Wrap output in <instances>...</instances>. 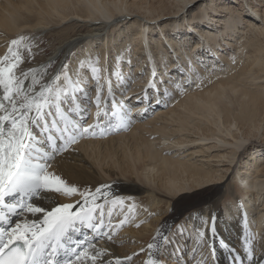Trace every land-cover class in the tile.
Returning a JSON list of instances; mask_svg holds the SVG:
<instances>
[{"label": "bare ground", "instance_id": "bare-ground-1", "mask_svg": "<svg viewBox=\"0 0 264 264\" xmlns=\"http://www.w3.org/2000/svg\"><path fill=\"white\" fill-rule=\"evenodd\" d=\"M204 1L200 7L203 8L206 4L210 9V16L206 20L195 19L199 9H194L190 14H184L182 5L190 3V0H0V53L6 51L8 37L26 35V46L37 49L34 53L37 56L30 63L21 64V68L43 71L51 64L55 70H59L61 64L67 60L70 61V67L75 69L78 64L74 57L71 59L68 55L75 49L93 47V44L99 41L101 43L100 50L95 51L92 58L93 60L98 58L100 66L107 69L102 73L103 77L106 79L111 76L114 85L120 82L124 84L129 76L126 70L128 64L135 63L132 83L139 85L136 89H141V92L149 91L150 88L151 91L147 93L154 98L151 102L153 104L156 103L157 99L155 98L157 97L156 89L149 87V85L154 81L157 88L161 89L162 79L165 80L166 76H173L174 83L172 86L175 87L170 86L173 88L171 95L173 103L167 107L163 106L166 100L162 101L160 103L162 106L156 108L157 114L152 124L148 127L144 124L138 125L140 126L138 130L134 133L131 131L124 139L129 138L131 144L134 142V150L136 151L134 158L136 160L141 162L143 159L142 163L143 165L146 164L147 167H160L161 172L166 176L165 182L161 184L163 188L169 192L183 191V189L189 188L184 182L190 178L195 179L192 182L196 185H203L211 181L213 179L212 171L205 168L198 169L196 166L193 167L192 163L189 164L185 160L164 154V149L155 147L156 141L170 140V136L176 131L193 129L199 134V140L212 139L217 136L220 139L219 142L233 145L234 149H231L229 153L221 152L216 155L218 158L227 159L236 155L235 152L241 146L242 140V137L238 139V135L232 132L230 126L233 125L238 130L246 127L247 130L242 131L241 136L243 133L252 134L249 131L262 129L261 135L264 137V84L258 83L264 79V27L255 23L254 20L249 22L258 10H264L261 9V0H252L256 7L251 8L245 14L244 22H238L225 15V8L223 7L218 5L213 7V0ZM237 2L239 0H232V4ZM225 4L230 7L227 5V0H225ZM124 15L128 16L119 19ZM171 16L178 18L172 19ZM186 18H188L186 21L195 20L194 23L197 26L189 27L190 30L184 35L177 33L176 30L173 31V36L159 32L161 43L152 34L150 36L147 34L143 39L140 36L135 38L122 31V28H118L123 22L136 21L133 27L141 31V26L138 27L137 23H141L144 19L149 20L150 24L153 22L154 25L166 27L175 26L173 25L175 22L183 21ZM183 23L184 21L180 25ZM64 30H67L66 38V34L63 33ZM192 31L198 32L199 36H195ZM54 32L57 34L54 35ZM45 34L50 36L49 40L40 46L39 42H43ZM59 34L62 35L57 38ZM162 37H165L166 40L163 41ZM117 38H120L121 41L135 42V44H132V52L128 49L124 52L118 50L116 57L110 60L111 56H108L113 54L117 46L120 45ZM146 38L147 44L145 45H148L150 49H148L147 55L139 56V54L134 53L135 48H143L144 44L140 45L139 43H142ZM52 41L55 43L49 44ZM47 44L48 46H46ZM43 49H52V51L43 54ZM229 49L232 52L230 55L227 54ZM243 55L246 58H243ZM158 57L162 59L159 61ZM142 74L145 77L141 80ZM195 74L198 76L197 86L196 88L191 85L189 87L188 80L191 81ZM117 76L120 77V81L117 80ZM147 78L150 80L149 84H145ZM157 78L160 80L156 81ZM255 80L258 81L254 82ZM250 82L255 86L247 89L246 83L250 84ZM114 90L116 92V88ZM129 92L131 91L125 90L123 94H116L117 100L123 99L124 94ZM141 94L132 95L140 97ZM93 95H95L94 92ZM134 99L131 109L137 113L136 115H139L143 108L150 105L147 98L142 104L139 101L134 102ZM126 104L128 105V103ZM95 111L93 106L92 113L94 114ZM173 123H176V127L171 128ZM209 124L215 125V128L218 129L215 130ZM220 124L226 131L220 129ZM219 131L225 132V135L223 134V136ZM228 135L232 137L234 142L226 138ZM120 138V136H116L104 141V144H107L104 151L101 150V144H99L102 141L81 142L85 148L84 156L70 147L67 154L57 158L54 170L69 185L77 186L80 190L72 199H75L80 195V192H85V190H87L86 194H94L95 189L101 187L105 197L100 198L97 194L96 203L107 205L112 217L116 215L114 218L111 217L112 221L115 219H120V221L129 219L130 221L133 216H137L135 222L139 220L146 222L147 215L150 214L146 213L156 212L159 205L165 202L163 195L134 181H130V183L116 182L114 181V174L111 175V172L114 173V171L110 167L99 169L87 159V157L92 156L91 152H94L95 158L101 163L102 159L104 160L113 149V142L120 141ZM176 142L182 144L184 140H177ZM91 144L93 146L89 147ZM137 166L125 167L124 170L126 171L121 170V172L130 175L136 174L137 178L144 175L150 181L147 173L139 172L140 167ZM249 166V162L246 161L241 172L237 174L238 180L243 185L242 188L233 190L231 188L232 183H227V179L225 181L226 190L208 187L199 194H205L206 197L199 198L198 201H193L187 205L167 199L166 203L171 204V207L169 210L162 211L163 213L160 212V223H158L159 219L154 222L152 220L136 231L139 235H135V237L144 251L138 264H147L148 260L156 257L157 250L149 249L148 244L152 243L151 238L156 232L166 234L164 224L169 216L170 221L179 218L181 225L187 222L185 234L191 238L189 245L191 247L193 244L197 246L199 252L201 250L197 245L195 229L199 228L202 231L207 229L210 237V229L213 224L212 217H215L216 236L211 241L215 257V260L214 257L212 258L213 264H232L229 251L221 241L229 245V248L242 251L246 237H251L254 241L257 258H259L261 246L264 245V204L262 207L258 206L259 210L255 214L252 205L259 199L264 189V179H259L260 175L258 174L252 177L242 175L241 173L248 174ZM256 167L264 168L260 164ZM143 169V167L140 168V170ZM219 173L218 175L214 174L220 176L222 172ZM203 179L206 180L203 181ZM183 180L184 182L181 183ZM105 185L108 187L104 188ZM223 194H225V200L228 203L221 200V197H224ZM56 198L57 195H51L40 203L50 208L58 205ZM254 221L255 225H253ZM130 226L133 227L134 224L131 223ZM155 228L156 231H154ZM87 231L83 230L76 238H83ZM129 234H131L130 231ZM179 239L181 246L183 244L182 237ZM97 247L109 251L108 259H111L113 264H115V258H120L124 253L119 249L114 250L106 238L98 240ZM169 261L171 262V260ZM181 264H183V260Z\"/></svg>", "mask_w": 264, "mask_h": 264}, {"label": "snow or ice", "instance_id": "snow-or-ice-1", "mask_svg": "<svg viewBox=\"0 0 264 264\" xmlns=\"http://www.w3.org/2000/svg\"><path fill=\"white\" fill-rule=\"evenodd\" d=\"M203 2L190 0L183 4L184 14L199 9L195 19H208L210 9L206 4L201 8ZM217 5L238 22H244L245 14L256 7L252 0H239L235 4L227 0L230 7L225 0H213V7ZM252 20L264 27V10H258L249 22ZM24 39L23 36L11 39L0 57V264H113L108 259L109 251L97 247L98 240L111 241L115 234V229L109 227L112 213L107 205L96 203L97 194L105 197L101 187L94 194H86L87 190L80 192L83 201L75 204L49 208L40 201L51 195L77 194L78 187L69 185L55 172L57 158L67 154L79 139L126 130L132 120L131 105L125 107L126 101L135 98L142 104L147 98L151 104L152 97L145 91L140 97L117 100L114 89L125 86L123 82L114 85L111 76L103 77L107 69L100 66L98 58L81 60L75 69L65 62L59 70L51 64L43 71L24 70L20 65L31 58L30 47L20 48ZM117 80L120 81L119 76ZM149 87L156 89L159 97L156 103L168 95L161 93L154 81ZM147 111L145 107L139 115ZM89 120L93 123H88ZM212 220L210 237L207 229H195L202 253L200 264H212L214 257L211 241L216 236L215 217ZM123 223L120 221L117 227ZM186 228L187 222L170 234L158 232L148 248L156 249L161 255L147 264H168L165 254L175 256L177 264H181L179 237L184 236ZM83 230H88L83 238H76ZM221 243L228 249L232 264H245V261L264 264V245L257 258L251 237L245 238L242 251ZM130 259L117 257L115 264H125ZM183 264L188 261L184 260Z\"/></svg>", "mask_w": 264, "mask_h": 264}, {"label": "rangeland", "instance_id": "rangeland-1", "mask_svg": "<svg viewBox=\"0 0 264 264\" xmlns=\"http://www.w3.org/2000/svg\"><path fill=\"white\" fill-rule=\"evenodd\" d=\"M188 14H190V13H188ZM127 16L128 15L121 16L119 19H123L124 17H127ZM171 18L176 19L178 17L174 18V16H171ZM187 19L188 18L183 20L184 23L182 25H180V23L183 22L181 20V21L175 22L173 24L175 26H166V27L154 25L153 22L150 24L149 20L144 19V20H142L141 23L140 22L137 23L139 25L138 27L141 26V31H138V29H134L133 24L136 21L123 22L120 24V26L118 28H122V31L127 32L128 34L134 36L135 38H137V36H140V38L143 39V37L145 38L147 36V34L149 36L152 34L153 36H155L156 40L157 41L159 40V42L161 43V41L159 39V35H158L159 32L166 33L167 35L170 34L171 36H173V31L176 30L177 33L184 35L186 32H188L190 30L189 27H193L192 25L196 24V23H194L195 20L186 21ZM162 20H164V19H162ZM59 30H61V29H59ZM151 31H152V33H151ZM27 32L29 33V31H27ZM63 33L66 34V36H65V38H66L67 37V30H64ZM192 33L195 36H199L198 32L192 31ZM55 34H57V33L54 32V35ZM61 35L62 34H59L57 36V38H59ZM20 36L21 35H17V37H12V36L8 37L7 43H9L11 41V39L18 38ZM23 37L25 38L27 36L24 35ZM49 37H50L49 35L45 34V36L43 38V42L42 41L39 42L40 46H43L44 43H46L49 40ZM162 38H163L162 39L163 41L166 40L165 37H162ZM51 39H54V38H51ZM117 39H118V42L120 43V45L117 46L116 51L113 54H110L108 56V57L111 56L110 60L116 57V53L118 50H120L121 52H124V51H126V49H128L129 51L132 52V49H131L132 44H135V42L121 41L120 38H117ZM26 40L27 39H24V42H22L20 45V48L22 50L25 47H30L28 45L26 46V44H25ZM54 43H55V41L49 42V44H54ZM160 43H158V44H160ZM139 44L140 45L144 44V47L143 48H138V47L135 48L134 53L139 54V56L147 55L148 49H150L148 45L147 46L145 45V44H147V38L142 43H139ZM93 45H94L93 46L94 48L93 47H84V48L75 49L72 51V53L70 55H68V57L71 59H72V57H74L77 64L81 60H87L88 58L93 59L92 56L94 55L95 51L100 50L99 47L101 46V43H99V41H96ZM46 46H48V44ZM227 48H230V47L227 46ZM237 48H239V46H237ZM30 49H31V58L25 60V62L23 64L30 63L31 61H33L35 59V56H37L36 54H34L35 50H37V49H34V47H30ZM230 49L227 52L228 55L232 54ZM47 50H44L43 54H45V53L47 54L50 51H52V49H47ZM5 52L6 51H3L2 53H0V57H3ZM233 52H236V51L233 50ZM106 53L109 54L108 51H106ZM39 55H41L40 52H39ZM233 55H235V54H233ZM244 55L246 56V54H244ZM244 55H243V58H246ZM161 59L162 58H159V61ZM65 62L70 64V61L66 60ZM65 62H63V63H65ZM220 63H222V61H220ZM223 64L226 66L225 63H223ZM108 65L110 66V64H108ZM134 65H135V63H129L128 67L126 69L127 72L129 73V76L127 77L126 81L124 82V86L126 87L127 91L130 90L131 92H129L126 95L124 94V98L125 97H134L132 94L138 95L139 93H142L141 96L144 94V91L141 92V89H136L139 85H134L132 83L134 80L132 77ZM20 67H21V65H20ZM143 77H145L144 74H142L140 79L142 80ZM166 77L167 78L165 80L162 79L161 83L159 82L160 86H161V89H159V91L161 93H163V92L168 93L167 96L163 97L162 101L166 100L165 103H163V106L169 107L173 103V101H172L173 99H172L171 95L173 93L172 89L175 86H172L174 83L173 76L172 77L166 76ZM197 78H198V76L195 74L191 81L188 80V83H187V84H189L188 86L189 87L193 86V88H196V86H197L196 82H198ZM129 80L131 81V83H128ZM158 80H160V79L157 78L156 81H158ZM257 81L258 80H255L254 82H257ZM149 83H150V80L147 78L145 84H149ZM258 83L264 84V79ZM135 84H137V83H135ZM161 84H164V85L162 86ZM170 86L173 88H171ZM254 86L255 85L251 82H250V84L246 83L247 89H251ZM125 87H116V94H123L125 91ZM129 88H131V89H129ZM148 90L149 91H147V92L149 93L151 90H150V88ZM155 98L158 99L159 97L157 96ZM116 99H118L117 96H116ZM152 99H154V98L152 97ZM132 100L133 99L127 100L126 103H128V105L125 104V107H127L129 105H133ZM137 101H138L137 99H134V102H137ZM159 106H162V105L160 103H155V104L151 103L147 107L148 108L147 113L144 115H136L137 113H135L131 109L132 120H131L130 126L126 130H121L118 132L110 131L103 136H100L99 134H97L95 137H84L82 139H79L76 144L70 146V147H73L74 149H76L78 152L81 153V155L84 156L85 155V148H84V145L81 144V142H84V141L94 142L93 140H99L98 142L102 141L99 144H101L100 145L101 150L104 151L105 145H107L106 143L104 144V141L109 140V139L116 137V136H120L121 140L113 142V144H114V146L112 147L113 149L110 151V153H108V155L106 156V158L104 160L102 159L101 163H99V160L97 161V158H95L94 152H91L92 156L87 157V159L91 163H94V165H96V167H98L99 169L101 167H110V169H112L114 171V173L111 172V175L114 174L113 175L114 179H115L114 181H116V182L118 181L119 183H130V181H134L137 184L144 185V186L148 187L150 190H153L157 193H160L164 197L163 201H165V202L161 203L162 205L161 204L159 205V208L157 209L156 212H147L146 213V214L150 213L147 215L148 219L146 222H144L143 220L142 221L139 220V221L135 222L137 216H133L130 219V221H129V219L123 220L124 223L121 226L117 227V225L120 223L119 222L120 219H118V220L115 219L114 221L111 220L109 227L115 229V234H114L113 239L111 241H108V240L107 241L112 244L114 250L119 249L120 251L124 252L123 255L120 256V258L122 260H124V258L131 257L130 260L125 261V264H138V263H140L141 258H142V254L144 251L140 246L141 244L137 242L135 235H139V234L136 231L142 225H145V223L147 225L152 220L154 222V221H157L159 219L158 223H160V221H161L160 212H162L164 210H169L171 207V204L169 205V203H166L167 199H170L171 201L172 200L177 201L178 203H180L182 205H187L188 203H192L193 201H196V200L198 201L199 198L206 197L205 194L204 195H199V194H200V192H202L204 189H206L208 187H212V189H216V190H218L219 188L226 190V185H225L226 182L225 181L227 179H228L227 183H229V184L232 183L231 188L233 190H236V188H242L243 185L238 180L237 174H238V172H241V170L245 166L246 161H248L249 165H250L249 166L250 168L248 169V174H243V173H241V174L244 176L249 175L251 177L258 174V175H260L259 179H264V168L259 169V167L258 168L256 167L259 164L261 165V167L264 166V139H263L264 137L261 135L262 129H260L259 131H257V130L256 131H254V130L249 131L252 134L243 133L241 136V132L247 130L246 127H244V128L242 127V128H240V130H238L237 127H235L233 125L230 126L229 128H231L232 132L235 133L236 135H238L237 136L238 139H240L242 137L241 138L242 140H241V146L235 152L236 155H234L231 158H227V159L218 158V156H216V155H218V153H221V152H223L225 154L229 153L231 151V149H234L233 145L224 144V143H221V141L219 142L220 139L217 138V136L215 138H212V139H205V140L200 139L199 140V134L194 132L193 129H187L184 131L174 132L175 134H172L170 136L171 137L170 140H164V141H159V142L156 141L155 147H158L159 149H161V148L164 149V154L171 156L172 158H179L180 160H185L189 164L192 163L193 167L196 166L198 169L199 168L210 169L212 171L213 179L211 181L206 182L203 185H196L194 182H192V181H195V179L190 178L186 182H184V180H183V181H181V183L184 182V184H186V186L189 188H185V189H183V191L181 190L179 192L178 191L169 192L168 190L163 188L161 184H163L165 182L166 176L163 175L160 167H158V168L157 167L156 168L147 167V165L145 164L147 162H145L144 163L145 165H143V163H142L143 159H141V162L136 160L134 158V156H136V151L134 150V142H133V144H131V140L129 138L124 139V137L126 135H129V133L131 131H132V133H134V131H137L138 127H140L138 125L144 124L147 127L150 126L152 124V121L154 120V117H156V114H157L156 108ZM92 121L93 120H89L88 123H93ZM113 123H115L114 120H113ZM175 124L176 123H173L171 128L176 127ZM209 125L213 126V128L215 130L218 129L217 127L215 128V125H213V124H209ZM220 129L221 130L223 129L224 131H226V129H224V127H222V125L220 126ZM219 133L222 135L223 134L225 135V132L219 131ZM135 134L137 135L136 132H135ZM226 138L229 139V141L234 142V140L232 139L231 136L228 135V136H226ZM177 140H184V142L182 144H178L176 142ZM164 142H166V143H164ZM91 146H93V144H91L89 147H91ZM106 147H108V146H106ZM101 154H104V153H101ZM101 154H98V155H101ZM131 156H133V158H130ZM139 163L142 164V166H140ZM131 165L132 166L138 165L137 167H140V168L143 167L144 168L143 170H140V168H139V172L143 171V172L147 173V176L149 177L150 181L147 180V178H145L144 175H140L139 178H137L136 174L130 175L129 173L121 172V170H124L125 167L131 166ZM217 169H218V171L216 172ZM124 171H126V170H124ZM220 171L222 172V174L220 176H217L218 174H220L219 173ZM116 173H117V175H116ZM214 173H216L217 175H215ZM205 180L206 179H203V181H205ZM224 195L225 194H223V196ZM74 196H70V197L57 196L56 202H57V204H64V203L75 204L76 201H78V200L81 202L83 201V197L81 195L77 196L75 199H72V197H74ZM225 198H226V196L221 197V200L228 203L227 200H225ZM262 204H264V189L262 190L259 199L256 200V203H254L252 205V209L254 210V214L256 213L257 210H259L258 206H261V207L263 206ZM115 216L116 215H114L112 218H114ZM105 219H106V223H107L108 218L106 217ZM170 219L171 218L169 216L165 220L164 226L166 229L165 230L166 234H170V232L176 231L177 227L181 225V221L179 218L178 219L174 218V220H171V221H170ZM131 223L134 224L133 227L130 226ZM253 225H255V221L253 222ZM156 230L157 229L155 228L154 231H156ZM129 231L131 234H129ZM157 233L158 232H156L155 234H157ZM159 233H161V232H159ZM155 234L152 236L151 242H153ZM181 240L183 243L180 246V249L182 251L181 261L186 260V261H188V264H200L202 253L197 251L198 247L194 246V244L192 247L189 245L191 238H188V236L185 234V237H182ZM163 251L164 250H161V252H163ZM167 251H172V250L168 249ZM156 253L157 254H156L155 258H157L158 256L161 255V253H158L157 251H156ZM164 258L168 260V264H174V262H177L175 259V256L169 257L165 254ZM169 260H171V262ZM214 260H215V257H214ZM212 262H213V260H212Z\"/></svg>", "mask_w": 264, "mask_h": 264}]
</instances>
